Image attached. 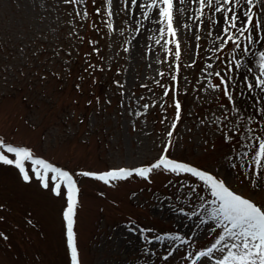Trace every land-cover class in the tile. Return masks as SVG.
Wrapping results in <instances>:
<instances>
[{
	"label": "rangeland",
	"instance_id": "rangeland-1",
	"mask_svg": "<svg viewBox=\"0 0 264 264\" xmlns=\"http://www.w3.org/2000/svg\"><path fill=\"white\" fill-rule=\"evenodd\" d=\"M104 4L105 0L79 5L65 0H0V140L24 145L32 154L62 166L77 181L74 231L80 264H190L182 257L187 252L194 254L215 235L208 232L210 225H200L198 218L181 213V209L183 213L199 210L200 196L211 199L200 181L154 170L150 182L133 176L108 186L77 173L154 163L168 142L167 131L176 114L175 95L182 106L181 119L167 155L225 179L233 191L264 206V190L254 188L245 178L247 161H242L244 169L239 162L232 169L228 160L247 151L242 144L254 143L247 139L246 128H253L254 136H264L260 114L264 103L240 113L229 111L225 119L220 105L227 104V98L207 87L209 79L217 82L207 74L226 71L235 50L229 42L222 51H214L212 20L206 16L197 31L199 22L189 19L195 5L186 3L181 6L186 11L176 14L177 23L192 26L177 32L181 53L177 61L172 54L167 56L164 39L168 37H160V25L145 20L139 8L133 15L123 0H113L109 20ZM85 10L89 39L82 34L83 28L72 37L80 29ZM208 31L213 34L209 36ZM55 41L64 53L55 52ZM251 51L264 49L257 44ZM235 58L246 67L252 56L235 52ZM63 63L72 71H58ZM44 64L49 66L44 68ZM252 66L258 71L255 60ZM160 72L165 75L161 77ZM173 75L178 87L165 97L160 85L172 89ZM230 75L239 80L235 70ZM239 90L234 97L242 108L253 103L250 95H260L256 90L239 97ZM221 128H238L239 135L226 143ZM33 167L25 162L30 176V182H25L15 167L0 164V264H71L63 186L61 194L55 195V181L48 173L49 187H42ZM140 229L150 231L141 234ZM172 234L191 244L177 247L178 242L156 239ZM145 237L153 242L147 243ZM169 247L176 250L165 261L162 257Z\"/></svg>",
	"mask_w": 264,
	"mask_h": 264
},
{
	"label": "snow or ice",
	"instance_id": "snow-or-ice-1",
	"mask_svg": "<svg viewBox=\"0 0 264 264\" xmlns=\"http://www.w3.org/2000/svg\"><path fill=\"white\" fill-rule=\"evenodd\" d=\"M65 3L79 5L86 3V0H65ZM112 3L113 0H105L104 4L109 20L113 16ZM123 3L125 9L133 15H136L134 9L139 8L140 14L145 20L150 19L153 23L160 25L157 29L160 37H168V39H164V45L174 44L175 46L174 53L168 47L165 48V51L173 54L177 61L181 55L177 32L180 27L191 30L192 26L187 23H177L176 14H183L186 11L184 7H181L186 3L195 5L193 16L189 19L199 22L196 23L197 31L204 23L206 16L212 20V24L215 26L213 43L217 45L214 51H222L224 47L229 45V42L235 50L232 64L227 67L226 71H215L207 74L209 77L214 75L217 78L216 83L209 79L207 87L227 98V104L222 103L220 105L225 113V119H227L226 114L229 111L240 113L242 110L246 111L248 107L256 108L257 105L264 103V51L258 53H252L251 51L253 46L257 44L264 49V0H123ZM97 14H99V10H97ZM77 15H81V13L77 12ZM87 15L88 12L85 10L83 16L87 17ZM109 28L115 31L111 23H109ZM207 34L211 36L213 32L208 31ZM195 38L196 40L200 39L198 35ZM90 43L92 42L90 41ZM156 43L160 44L161 39H157ZM235 52H242L244 56H252V59L247 60L246 67L244 61L235 58ZM254 60L258 71L253 69ZM179 67V65L176 66L177 73ZM212 67L211 63L207 64V68L211 69ZM241 68H245V70L241 72ZM233 70L239 75L238 81L230 75ZM159 75L163 77L165 74L160 72ZM172 81V89L160 85V82L157 81L158 85L164 87L163 95L165 97L169 95V91L175 92L178 87L176 75L172 76ZM120 86L122 87V85ZM143 86L147 87L146 85ZM238 88L240 89L237 93L239 97L244 96L245 93L255 94L256 90H259L260 95L258 97L250 95L249 98L253 99V103L242 108L241 105L237 104L236 97H234V92ZM228 104L232 105L230 109L227 106ZM173 105L176 114L171 127L167 131L168 142L164 145L162 154L154 163L134 169L119 168L103 173L85 171L77 173V175L101 181L108 186H114L115 182L128 180L133 176L149 180L154 170L195 178L208 190L211 199L205 200L203 196H200L199 199L202 203L199 210L183 213L181 209V213L190 218H198L200 225H210L208 232L215 235L206 244L201 243L199 250H196L194 254L187 252L182 259L189 261L190 264H264V206H259L252 200L233 191L225 179L218 178L209 171L169 158L167 155L172 147L173 132L181 119L182 106L175 95L173 96ZM148 107V104L144 105L145 110ZM142 114L137 113V116ZM260 114L264 116V108L260 109ZM248 123H251V118H249ZM219 130L223 132V139L226 143H230L234 136L239 135L238 128H229L228 131H224L222 128ZM245 130L249 134L247 139L254 141V143L242 144L241 147L247 149V151L238 153L236 160H233L231 156L228 157L230 168L235 169L239 162V167L244 169L245 164L242 161H247L245 178L250 181L254 188L264 190V136L252 135L254 129L251 127ZM241 139H244V137H241ZM9 155L13 156L14 159L9 158ZM26 161H31L35 166L31 170L35 178L41 181L42 187H49V172L54 174L53 179L55 182L52 191L55 195L59 196L61 194V186H63L67 202V206L63 211L67 248L71 264H80V253L74 231L76 209L79 204L77 181L68 171L53 167L43 160L33 159L32 152L26 148L13 147L0 140V164L15 167L25 182H30V176L25 170ZM247 173H251V175L249 176ZM191 191L195 192V188H192ZM129 230L132 231V229ZM146 231L150 230L140 229L141 234ZM145 239L149 244L153 242L146 237ZM156 239L161 243L165 241L178 242L177 247L191 244L190 240L179 234L158 236ZM175 250L169 247L167 254L162 258L167 261Z\"/></svg>",
	"mask_w": 264,
	"mask_h": 264
},
{
	"label": "trees",
	"instance_id": "trees-1",
	"mask_svg": "<svg viewBox=\"0 0 264 264\" xmlns=\"http://www.w3.org/2000/svg\"><path fill=\"white\" fill-rule=\"evenodd\" d=\"M83 17H81L80 18V20H79V22H80V29L77 31V32H75V33H73L71 36L72 37H75V36H77V35H79V34H81V30H82V28H83V32H82V34H84L85 35V37H88L87 35H88V15H87V17H85L84 19H82ZM57 39H58V33H57ZM78 40H81V42L83 43V38L81 39V38H77ZM88 39H89V37H88ZM47 45H49V44H47ZM54 49H55V52L56 53H64L65 52V50L64 49H62V47H60V45H58L57 44V41H55V45H54ZM44 66V68H47L48 66H49V64H44L43 65ZM90 67V66H89ZM58 71H63L64 73L67 71V72H69V70L70 71H72V67L70 66V65H68V64H66V63H63L62 64V66H59V68L57 69ZM55 71V72H57L58 73V71ZM84 70H86V68L84 67ZM50 71H52V69H50ZM38 75V74H37ZM41 80H43V79H40L39 78V80L38 81H41ZM37 81V82H38Z\"/></svg>",
	"mask_w": 264,
	"mask_h": 264
}]
</instances>
